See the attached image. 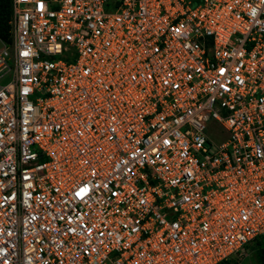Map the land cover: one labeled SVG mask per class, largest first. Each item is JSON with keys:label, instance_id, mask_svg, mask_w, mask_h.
I'll return each instance as SVG.
<instances>
[{"label": "built area", "instance_id": "2783aa9c", "mask_svg": "<svg viewBox=\"0 0 264 264\" xmlns=\"http://www.w3.org/2000/svg\"><path fill=\"white\" fill-rule=\"evenodd\" d=\"M11 8L0 264L242 258L264 234V0Z\"/></svg>", "mask_w": 264, "mask_h": 264}, {"label": "trees", "instance_id": "16d2710c", "mask_svg": "<svg viewBox=\"0 0 264 264\" xmlns=\"http://www.w3.org/2000/svg\"><path fill=\"white\" fill-rule=\"evenodd\" d=\"M11 12V0H0V39L9 38ZM254 256L258 264H264V234L254 242ZM230 261L220 264H228Z\"/></svg>", "mask_w": 264, "mask_h": 264}, {"label": "rangeland", "instance_id": "374dc122", "mask_svg": "<svg viewBox=\"0 0 264 264\" xmlns=\"http://www.w3.org/2000/svg\"><path fill=\"white\" fill-rule=\"evenodd\" d=\"M7 41L8 40L0 39V43H6ZM211 125L214 126L213 123H211ZM206 132L215 144L222 142L223 138L221 136L223 135V131L220 128H217V131L207 130ZM254 242H252L249 250L244 256H242V258L231 260L228 264H258L254 256Z\"/></svg>", "mask_w": 264, "mask_h": 264}]
</instances>
